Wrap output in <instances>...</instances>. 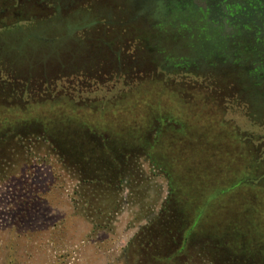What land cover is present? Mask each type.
<instances>
[{"label": "rangeland", "instance_id": "obj_1", "mask_svg": "<svg viewBox=\"0 0 264 264\" xmlns=\"http://www.w3.org/2000/svg\"><path fill=\"white\" fill-rule=\"evenodd\" d=\"M143 1L0 0V264H264V25L163 72ZM60 137L90 143L89 170Z\"/></svg>", "mask_w": 264, "mask_h": 264}, {"label": "trees", "instance_id": "obj_2", "mask_svg": "<svg viewBox=\"0 0 264 264\" xmlns=\"http://www.w3.org/2000/svg\"><path fill=\"white\" fill-rule=\"evenodd\" d=\"M143 4L147 14L146 16L142 14L138 19L143 20L146 26L155 33L153 42L157 44L159 57L164 61L163 72H167L166 66L176 73V70L187 71L198 65L208 63H211L210 66L216 65L217 63L214 62L217 60L215 58L217 54L221 55L223 50L228 49L229 46L234 51L238 47L249 45L252 43L256 30L264 25V0H182L174 3L173 6H166L163 0H144ZM161 138L162 140L164 138V142H169L168 136H161ZM56 141L62 146H78L72 152L78 156L83 155L80 165L86 170L90 169L92 164L90 160L95 154V151L90 152L85 147H89L90 143L86 145L75 138L69 139L68 137L56 138ZM191 142L194 143L196 140L192 138L184 140L183 145L179 143L178 146L191 145ZM81 146L82 148H79ZM121 149L128 148L121 147ZM63 150L64 148L62 152ZM109 150L106 148L104 153L108 154ZM139 150L143 149L139 148ZM101 151L102 149H99L100 154L93 160L94 162H98ZM124 152L120 151L119 154L123 156ZM156 152L157 149L154 147L145 151L163 173L164 161ZM245 179L234 189L245 187L243 184ZM171 194L177 201L176 195ZM177 203L180 204L179 201ZM228 232L229 230L226 233L214 235H228ZM206 235L203 238H206Z\"/></svg>", "mask_w": 264, "mask_h": 264}, {"label": "crops", "instance_id": "obj_3", "mask_svg": "<svg viewBox=\"0 0 264 264\" xmlns=\"http://www.w3.org/2000/svg\"><path fill=\"white\" fill-rule=\"evenodd\" d=\"M192 147V145H185L183 147H179L180 151L183 152L182 156L187 153L190 148ZM181 156V157H182ZM163 169H164V178L166 179L167 183H168V189L171 193L175 194L176 197L178 198L177 200L180 202L182 208L186 211L187 213V217L190 220L191 224L194 225L195 228V224L197 223V219H196V212L197 209L195 208V206L189 201L190 200V187L187 183L186 180H180L179 177H176L175 175H173V173L170 171L169 167L166 165V163L164 162L163 165ZM189 176L186 174V177ZM236 190L239 189H234L233 191L230 190V193H234ZM241 190V189H240ZM208 205V204H207ZM218 222V221H217ZM216 222V223H217ZM208 221H205V223L203 224L202 227H199L196 229H198L199 231V235L203 234V236H205L206 234H222V233H226L227 231V226L228 223L227 221L223 220L220 223L219 228H217V226L215 225L216 229H213L209 226H207ZM208 228H210L212 231H208ZM202 240L207 239V238H201Z\"/></svg>", "mask_w": 264, "mask_h": 264}]
</instances>
